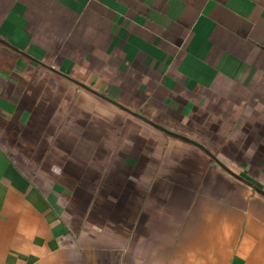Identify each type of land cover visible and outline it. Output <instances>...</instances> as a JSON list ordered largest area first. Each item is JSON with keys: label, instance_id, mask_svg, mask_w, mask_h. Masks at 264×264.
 I'll return each mask as SVG.
<instances>
[{"label": "crops", "instance_id": "obj_1", "mask_svg": "<svg viewBox=\"0 0 264 264\" xmlns=\"http://www.w3.org/2000/svg\"><path fill=\"white\" fill-rule=\"evenodd\" d=\"M255 188L264 0H0V264H264Z\"/></svg>", "mask_w": 264, "mask_h": 264}, {"label": "water", "instance_id": "obj_2", "mask_svg": "<svg viewBox=\"0 0 264 264\" xmlns=\"http://www.w3.org/2000/svg\"><path fill=\"white\" fill-rule=\"evenodd\" d=\"M148 123H149L152 127L161 130L162 132H164V133L167 134V135H170V136H172V137H175V138L181 139V140H183V141H185V142H189V143H193V144H195L194 142H192L191 140H189V139L186 138V137H183V136H181V135H178V134H175V133H173V132H170V131H168V130H166V129L160 127V126H157L156 124H153L152 122H149V121H148ZM196 145H197V144H196ZM211 157H212V159L215 160V162H216V163H217L222 169H224L226 172H228V173H229L230 175H232L233 177H235V178H237V179L243 181L241 178L237 177L235 174L231 173L227 168H225L224 166H222V165H221V164H220V163H219V162H218L213 156H211ZM255 190H256L257 192H259L261 195L264 196V193H263L262 191H260V190H258V189H256V188H255Z\"/></svg>", "mask_w": 264, "mask_h": 264}, {"label": "trees", "instance_id": "obj_3", "mask_svg": "<svg viewBox=\"0 0 264 264\" xmlns=\"http://www.w3.org/2000/svg\"><path fill=\"white\" fill-rule=\"evenodd\" d=\"M210 157H211V155H210ZM211 161L215 162V160H214V159H212V157H211ZM215 163H216V162H215Z\"/></svg>", "mask_w": 264, "mask_h": 264}]
</instances>
